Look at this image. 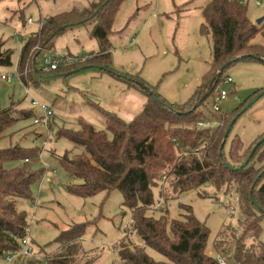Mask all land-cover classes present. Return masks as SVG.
<instances>
[{
    "label": "trees",
    "instance_id": "obj_1",
    "mask_svg": "<svg viewBox=\"0 0 264 264\" xmlns=\"http://www.w3.org/2000/svg\"><path fill=\"white\" fill-rule=\"evenodd\" d=\"M125 1L104 0L86 13L71 11L47 17L42 29L24 41L16 69L20 79L27 85L30 78L39 83L42 73L67 77L96 65L114 74L110 69V37ZM20 13L22 17L24 12ZM202 13L201 33L211 38L212 64L186 103L168 102L139 76L116 75L147 98L134 120L127 122L102 109L104 130L82 118L76 121L77 128L58 127L56 138L70 141L73 150L50 156L64 174L80 181L68 184L67 192L90 198L117 190L123 196V207L131 211V221L116 243L118 260L112 264H220L218 256L226 258L228 264H264V143L242 167L263 136L246 146L236 135L228 151L229 137L224 143L232 119L264 88L223 115L218 127H198L200 122L212 119L203 107L209 98L216 104L218 89L230 67L242 62L264 64V42H256L259 35L264 40V20L257 24L250 18L248 0H211ZM91 21L95 23L91 36L99 41L100 53L50 73L39 67V59L54 51L59 36ZM13 55L12 49L0 46V74L13 67ZM36 115L32 108L15 111L13 104L8 109L0 105V141L18 122ZM55 121L53 114L49 124L52 132L57 127ZM43 153L42 147L16 145L0 149V259L20 252L22 240L29 236L32 213L23 208V203L35 205L32 189L45 169H35L33 163ZM10 163L15 165L8 167ZM160 185L163 202L158 206L153 190ZM208 188L218 194L235 195L241 201L242 219L237 225L223 226L214 242V252L207 251L211 230L196 218L192 207L182 205L178 218L169 214L170 201L192 190L201 198L210 197ZM92 224L96 220L73 223L54 240L55 250L40 249L26 264H95L97 257L83 248ZM148 250L158 252L164 260H155Z\"/></svg>",
    "mask_w": 264,
    "mask_h": 264
},
{
    "label": "rangeland",
    "instance_id": "obj_2",
    "mask_svg": "<svg viewBox=\"0 0 264 264\" xmlns=\"http://www.w3.org/2000/svg\"><path fill=\"white\" fill-rule=\"evenodd\" d=\"M257 1L261 3L260 6L256 5ZM101 2L102 0H0V46L3 50L14 51L13 67L2 71L15 75L10 83L0 82V105L8 109L13 104L15 111H20L32 108L31 101L34 100L48 107L56 117L57 127L51 131V141L46 146V152L33 163L35 169H45L42 179L35 183L32 189L35 205L23 203V208L32 213L29 237L35 252L38 253L40 249L46 252L55 250L54 240L61 231L67 230L73 223L96 220V224L87 229L83 248L97 257L95 264H112L118 260L116 243L131 221V211L122 205V194L117 190L109 195L100 193L90 198L69 194L66 186L70 183L78 184L80 181L64 174L56 160L50 156L52 153L62 155L73 150L70 141L56 138L58 127L77 128L76 121L82 118L98 130L105 129L106 118L98 109V105L92 103L98 104L90 94L95 86V79L87 74L90 70H81L67 77L42 73L43 77L39 83L30 78L27 85L20 79L18 73L16 74L18 57L24 41L31 33L38 31L40 18L46 19L57 12H88L93 5H99ZM209 2L210 0H127L116 18L115 27L127 23L138 8H142L140 18L130 19L132 25L136 24L134 30L139 32L145 22H148L149 26L144 35L139 37L134 48L129 51L122 49L128 44V39L114 43L113 46L118 49L114 58L117 62L122 61L121 64L125 68L117 66L116 70L123 74L132 72L134 76H139L150 86L156 87L168 102L175 103L169 97L172 95L179 100L176 104L184 103L188 98L185 95V84L190 83L196 72L201 73L205 70L212 55L211 38L201 33L202 8ZM248 10L254 22L264 18V0H248ZM22 11L24 13L21 17ZM154 12L157 14L156 17L150 18ZM30 18L33 19V24L27 23ZM130 27L133 26L130 24L126 33ZM256 42L263 43L264 40L259 35ZM98 48V42L91 39L88 28L82 27L59 36L55 40V51L52 53L81 57L97 52ZM133 54L136 57L129 61ZM42 61L41 57L39 63ZM227 74L233 78L239 92L231 93L221 104V111L218 113L214 111L213 98L208 99L203 108L212 121L220 122L223 115L231 113L236 106L264 88L262 63H238L230 67ZM222 87L221 85L218 89L219 92ZM231 88L233 87H226L228 90ZM27 90L30 93L28 97ZM8 135L0 141V149L16 145L42 147L46 139L45 130L35 125L33 118L18 122L9 129ZM236 135L246 146L257 138L264 137V95L237 120L231 130L226 151ZM241 153L244 155L246 149ZM14 165L15 163H10L7 166ZM208 191L212 194L207 198H201L197 191L192 190L184 193L179 199L170 201L169 214L171 218H178L182 213L180 209L182 205L192 207L196 218L211 230L207 251L214 252V242L223 226L237 225L242 219L239 210L241 201L235 195L218 194L214 188H208ZM153 192L157 205H161L163 202L160 196L161 185ZM215 193L217 197H214ZM232 210H235L234 214H231ZM261 240L264 242V230ZM148 252L155 260H164L158 252L154 250ZM28 260L30 259L9 263L6 259H0V264H26Z\"/></svg>",
    "mask_w": 264,
    "mask_h": 264
},
{
    "label": "crops",
    "instance_id": "obj_3",
    "mask_svg": "<svg viewBox=\"0 0 264 264\" xmlns=\"http://www.w3.org/2000/svg\"><path fill=\"white\" fill-rule=\"evenodd\" d=\"M103 1L104 0H102V2ZM95 6H98V5H93L92 8ZM57 8H58V5H57ZM120 11H121V9H120ZM120 11H119V13H120ZM141 11H142V8H138L137 11L134 12L133 15L129 17V20L127 23L119 25L118 27H115L116 26L115 23L113 25V32H112L111 37H110L111 50L109 53H110V60H111L110 69H112V71H114L115 73L113 74V73L105 70L103 68V65H96L93 67H89L88 69H85V70H90V72H88L87 74L92 75V77L96 81L95 86L91 89L93 92L91 91V93L90 92L89 93L94 96V99L96 100V102H98V104H95V102H92V103L94 105H98L99 110L102 111V109H103V110H106L108 112L114 113L127 122H131L132 120H134L138 116V114L142 111L144 105L146 104L147 98L143 94L138 92L137 90L127 86V84L123 80L118 79V77L116 76V75H134V74H132V72L131 73L126 72L123 74V72H121L120 70H116L117 66L122 67V69H125V68H123L124 66H123V64H121L122 61H119L120 62L119 63L115 60L114 54L116 51H118V49H116L115 46H113V45L118 40L128 39L129 40L128 44L126 46L122 47V49H124V51H129V50L134 48L136 42L139 40V37L144 35L146 28L149 26V23L145 22L141 25L139 32H136V30H134L135 29L134 26L136 24L132 25L130 19L132 18V20H133V18H140V12ZM61 13H63V12H61ZM83 13H86V12H83ZM57 14H59V13L57 12ZM156 15H157L156 12H154L150 16V18L152 16L156 17ZM202 17H203V13H202ZM166 18H168V17H166ZM203 22H204V19H203ZM130 24L133 27L132 28L130 27L128 33H126ZM94 25H95V23L91 21L85 25H79V26L72 27L68 31H73L75 29L82 28V27L88 28L91 39L96 40L98 42V47H99L97 52H93L91 54L97 55L98 53L101 52V46H100L99 41L91 36V31H92ZM38 31H39V29H38ZM130 37H132V38L130 39ZM134 57H136L135 54L132 55V57L129 59V61L134 59ZM212 58H213V52H212L211 58L207 62V66H206L205 70H203L201 73L196 72L193 75L190 83L185 84V90H186L185 95L188 98L184 103H186L189 100V97L193 95V93L195 92L197 87L200 86L203 76L210 70L211 64H212ZM122 71H124V70H122ZM73 75H70V76H73ZM169 97L172 99V101H174L175 103H178L179 100H177V98H174V96H172V95H170ZM184 103H181V104H184ZM101 105H103V106H101Z\"/></svg>",
    "mask_w": 264,
    "mask_h": 264
},
{
    "label": "built area",
    "instance_id": "obj_4",
    "mask_svg": "<svg viewBox=\"0 0 264 264\" xmlns=\"http://www.w3.org/2000/svg\"><path fill=\"white\" fill-rule=\"evenodd\" d=\"M244 1V0H241ZM257 6H260L261 3L259 1L256 2ZM28 24H33L34 21L33 19H29L27 21ZM45 23V19L41 18L40 21L38 22V28L39 30L42 29L43 25ZM94 57V54H89V55H83L81 57H73L70 55L67 56H61V55H57L56 53H48L47 55H45L42 59V63H40L41 68L44 72L46 73H50L53 71H56L59 67L61 66H65V65H71V64H77L81 61H86L90 58ZM17 74V72H16ZM15 76V75H14ZM14 76H12V74L7 73V74H0V82H12L14 79ZM222 88L219 92L218 98H217V102L216 104H214V111L215 112H220L221 111V104L223 102H225L228 97L230 96L231 93L236 94L239 92V88L237 86H235V82L233 80V78L228 75L227 77L224 78L223 82H222ZM233 87L231 88V90L226 89V87ZM29 91H26V95L28 97L29 95ZM31 106L32 109L36 112V117L34 118V124L37 126H40L42 129L45 130L46 132V139L43 143L42 146V153L46 150V146L49 144L50 142V137H51V131H50V119L53 116V112L46 107L45 105H41L39 104L37 101L32 100L31 101ZM220 125V123L218 121L215 120H207L204 122H200L198 124V127L201 129H209V128H216ZM43 154H41L42 157ZM235 210H232L231 214H234ZM22 245L23 248L20 252L15 253V254H11L8 255L6 257V260L9 263H12L15 260H27V259H32L34 258L35 255V250L31 245V241H30V237H26L22 240ZM218 260L220 264H228L226 259L224 257L218 256Z\"/></svg>",
    "mask_w": 264,
    "mask_h": 264
},
{
    "label": "water",
    "instance_id": "obj_5",
    "mask_svg": "<svg viewBox=\"0 0 264 264\" xmlns=\"http://www.w3.org/2000/svg\"><path fill=\"white\" fill-rule=\"evenodd\" d=\"M264 20V18H261L257 21V24H260L262 21ZM238 60V59H237ZM264 95V90L262 92H260L255 98H253L231 121V123L228 126V129L226 131V135L224 138V143L227 141V138L229 137L231 130L233 128V126L235 125V123L237 122V120L249 109L251 108L262 96ZM264 143V137L262 139H260L253 147L252 153L249 155V157L247 158V160L244 162V164L242 165L245 166L248 164L249 160L252 158L254 152L256 151V149L262 144ZM262 173L258 176L257 180L261 177Z\"/></svg>",
    "mask_w": 264,
    "mask_h": 264
}]
</instances>
